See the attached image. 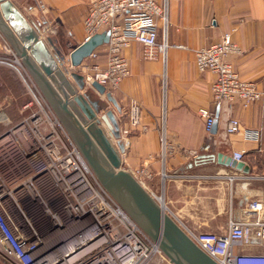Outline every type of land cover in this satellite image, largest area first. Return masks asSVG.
Instances as JSON below:
<instances>
[{
    "label": "built area",
    "instance_id": "obj_1",
    "mask_svg": "<svg viewBox=\"0 0 264 264\" xmlns=\"http://www.w3.org/2000/svg\"><path fill=\"white\" fill-rule=\"evenodd\" d=\"M84 26L85 41L109 33L108 44L90 55L86 68L91 73L84 77L88 87L97 82L111 94L131 75L125 51L133 41L150 62L166 64L170 48L185 49L169 42V0H93ZM5 49L14 60L0 64L18 72L29 100L15 112L17 98L12 92L2 94L6 90L0 79V258L9 264H153L159 245L103 187L13 47L6 42ZM240 53L231 32L194 52L199 72L216 75L211 87L216 104L247 107L262 99L258 85L242 80L229 61ZM199 116L210 132L213 112L201 108ZM128 124L121 129L122 141L141 125L134 102ZM241 128L232 119L226 131L236 134ZM161 146L165 163L171 148L164 137ZM232 159L245 162L243 153ZM131 174L145 189L153 177L146 166ZM150 194L168 213L163 196ZM262 207L250 202L246 219L231 218L223 233L183 229L217 264H264V254L243 251L264 240V223L253 219Z\"/></svg>",
    "mask_w": 264,
    "mask_h": 264
},
{
    "label": "crops",
    "instance_id": "obj_2",
    "mask_svg": "<svg viewBox=\"0 0 264 264\" xmlns=\"http://www.w3.org/2000/svg\"><path fill=\"white\" fill-rule=\"evenodd\" d=\"M11 1L57 48L67 44L75 49L85 41L84 19L93 0ZM229 32L241 50L229 61L242 80L256 83L263 92L258 103L247 107L214 103L216 75L199 72L195 63L196 50ZM168 36L170 44L185 49L170 48L166 64L144 61L135 41L125 51L131 75L112 93L121 112L111 103L108 108L126 129L136 103L141 125L123 139L122 168L131 173L146 166L153 174L146 190L163 196L168 213L182 227L223 233L231 218L246 219L252 201L263 205L253 219L264 223V0H169ZM201 108L214 114L210 132L199 116ZM232 119L242 128L229 135L226 127ZM162 137L171 148L165 163ZM234 153L244 154L249 173L224 163ZM243 251L264 254V240Z\"/></svg>",
    "mask_w": 264,
    "mask_h": 264
},
{
    "label": "water",
    "instance_id": "obj_3",
    "mask_svg": "<svg viewBox=\"0 0 264 264\" xmlns=\"http://www.w3.org/2000/svg\"><path fill=\"white\" fill-rule=\"evenodd\" d=\"M0 33L15 50L61 123L78 146L86 162L110 195L174 264H217L187 235L182 226L128 171L122 168L124 143L121 127L106 98L121 112L105 87L73 72L69 78L62 68L65 56L52 41L47 42L11 0H0ZM109 33L94 35L70 53L72 67H79L99 47L108 44ZM95 92L100 98H92ZM105 125L108 136L102 129ZM115 140V142H113ZM222 163L223 156H218ZM237 171L249 173L244 162L231 157L224 162Z\"/></svg>",
    "mask_w": 264,
    "mask_h": 264
},
{
    "label": "rangeland",
    "instance_id": "obj_4",
    "mask_svg": "<svg viewBox=\"0 0 264 264\" xmlns=\"http://www.w3.org/2000/svg\"><path fill=\"white\" fill-rule=\"evenodd\" d=\"M42 38L46 42L49 39V38H45L44 36H42ZM6 42L9 44V42L6 40V38L0 33V61L7 60L9 62L12 59L14 60V58L12 57V55L7 53V51L5 49ZM65 43H66V41H65ZM74 47L75 46H67V44L62 45V49H59L56 47L58 50L61 51V53L66 58L62 68L66 71L67 75L69 76V78L71 80H72V78L70 77V74L73 72H76V73L81 74L83 76H87L91 73V70H88L86 68L87 65H90V63H91L89 58L84 60V62L82 63L81 66L72 67V65L70 63V53H71V51L74 50ZM0 79H1V82L5 86L4 90H6V92L3 91L2 94L7 93V92H12V94L17 98V103L15 104V112H17V109H19L22 106V104H24L27 100H29V96L26 95L27 90L24 87V84L22 83L20 75L18 74V72L15 69L0 64ZM92 98L98 99L100 97L95 92H93ZM102 99L101 100L104 103H106L108 106L109 103L107 102L106 98H102ZM18 115L16 114L13 117L15 122L19 119ZM113 142H115V140H113ZM141 167H143V166H141ZM197 231L198 232H213V231H208V230H205V231L204 230H197ZM0 264H9V263H6L2 259H0ZM153 264H174V263H172L171 260L168 258V256L161 250V253H159L157 255L156 260L154 261Z\"/></svg>",
    "mask_w": 264,
    "mask_h": 264
},
{
    "label": "bare ground",
    "instance_id": "obj_5",
    "mask_svg": "<svg viewBox=\"0 0 264 264\" xmlns=\"http://www.w3.org/2000/svg\"><path fill=\"white\" fill-rule=\"evenodd\" d=\"M70 63H71V62H70ZM101 127H102V129L105 131V133H106L108 136H110V132H109L108 128H107L105 125H102ZM110 137H111V136H110ZM163 211H165L164 208H163Z\"/></svg>",
    "mask_w": 264,
    "mask_h": 264
}]
</instances>
